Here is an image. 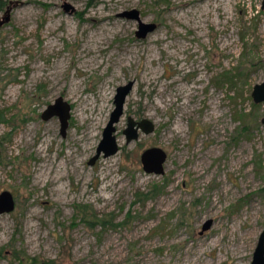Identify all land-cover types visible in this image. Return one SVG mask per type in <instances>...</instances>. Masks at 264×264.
Wrapping results in <instances>:
<instances>
[{"label":"rangeland","instance_id":"rangeland-1","mask_svg":"<svg viewBox=\"0 0 264 264\" xmlns=\"http://www.w3.org/2000/svg\"><path fill=\"white\" fill-rule=\"evenodd\" d=\"M261 2L0 0V192L15 200L0 214V264H20L13 250L56 264H250L264 232ZM133 8L157 25L144 38L118 15ZM129 81L119 150L90 165ZM59 96L63 132L41 116ZM129 116L153 132L126 143ZM152 146L167 153L162 175L142 169ZM78 205L112 223L88 227Z\"/></svg>","mask_w":264,"mask_h":264},{"label":"water","instance_id":"water-1","mask_svg":"<svg viewBox=\"0 0 264 264\" xmlns=\"http://www.w3.org/2000/svg\"><path fill=\"white\" fill-rule=\"evenodd\" d=\"M65 11H73L72 5L65 3L63 5ZM261 9L264 11V0L261 2ZM120 17L127 19H133L137 22V30L135 35L137 38H144L149 33L155 30L156 24L154 22H144L140 17L139 10L133 8L125 10L118 14ZM264 64V59H263ZM133 85L132 81L127 82L124 85L116 88V93L113 98L114 108L110 113L109 119L102 131V137L99 141L94 155L89 159L88 164H93L100 156L108 157L115 154L119 150L117 139L115 136L116 127L115 124L119 122L120 117L123 114V106L125 98ZM251 98L254 103H261L264 106V80L260 83H256L252 87ZM70 104L63 99L62 96L57 97L53 103L49 104L47 108L42 112L43 119H48L52 116H57L61 125V131L63 132L68 125L70 118ZM261 123L264 125V111L261 118ZM154 124L151 120L143 118L141 120H135L129 116L127 118L126 127L123 129L126 143L134 141L139 137V131L149 134L153 132ZM167 159L166 151L158 146H152L144 149L140 154V163L145 173L162 175L164 173V164ZM15 208V200L11 192L4 190L0 192V214L10 213ZM210 221L203 224L202 230L209 227ZM250 264H264V232H261L256 246L252 254V260Z\"/></svg>","mask_w":264,"mask_h":264},{"label":"trees","instance_id":"trees-1","mask_svg":"<svg viewBox=\"0 0 264 264\" xmlns=\"http://www.w3.org/2000/svg\"><path fill=\"white\" fill-rule=\"evenodd\" d=\"M243 72L239 71L238 75H232L229 73H226L222 76L221 78V83H234L235 80H237L238 78H242L243 76ZM240 129V128H239ZM246 129V126L241 127V131H244ZM239 130V131H240ZM163 186H158L157 184H153L151 186V188L149 189V191L146 192H138L137 196L140 197V201H144L148 198H152L155 197L154 195H156L157 193L160 192V190L162 189ZM76 213L79 216L80 220L87 225L90 228H94L96 226H100L101 228L106 226L107 224H111L112 221L107 218L109 217V215H103L101 214V216H99L96 213H89L86 211V207L85 206H80L78 205L76 208ZM112 216V215H110ZM4 249H0V254H2V251ZM14 258L19 260L20 264H56L54 259H49V258H40V257H36V256H28L23 252L20 251H16L13 250L12 251Z\"/></svg>","mask_w":264,"mask_h":264},{"label":"bare ground","instance_id":"bare-ground-1","mask_svg":"<svg viewBox=\"0 0 264 264\" xmlns=\"http://www.w3.org/2000/svg\"><path fill=\"white\" fill-rule=\"evenodd\" d=\"M151 79V78H150ZM149 81V80H148ZM157 106V105H156ZM212 245H214V244H212ZM240 248H242L241 246H240ZM195 261V260H194ZM192 263V262H191ZM196 263V262H195ZM197 264V263H196Z\"/></svg>","mask_w":264,"mask_h":264}]
</instances>
